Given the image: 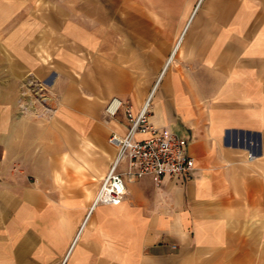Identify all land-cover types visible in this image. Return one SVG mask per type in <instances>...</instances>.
I'll return each instance as SVG.
<instances>
[{
	"label": "crops",
	"instance_id": "0c3cea01",
	"mask_svg": "<svg viewBox=\"0 0 264 264\" xmlns=\"http://www.w3.org/2000/svg\"><path fill=\"white\" fill-rule=\"evenodd\" d=\"M148 98L194 171L93 206L80 159ZM0 264H264V0H0Z\"/></svg>",
	"mask_w": 264,
	"mask_h": 264
},
{
	"label": "built area",
	"instance_id": "2783aa9c",
	"mask_svg": "<svg viewBox=\"0 0 264 264\" xmlns=\"http://www.w3.org/2000/svg\"><path fill=\"white\" fill-rule=\"evenodd\" d=\"M123 103L114 98L105 108L113 117ZM150 103L142 105L137 113L125 106L128 129L125 134L111 132L108 142L117 149L109 170L101 178L95 196L96 204H118L126 195V180L152 175L157 181L168 176L179 179L194 171L193 158L188 155L189 138L179 136L166 128H156L150 122ZM137 133H148L137 138ZM126 161L124 170H119Z\"/></svg>",
	"mask_w": 264,
	"mask_h": 264
},
{
	"label": "rangeland",
	"instance_id": "374dc122",
	"mask_svg": "<svg viewBox=\"0 0 264 264\" xmlns=\"http://www.w3.org/2000/svg\"><path fill=\"white\" fill-rule=\"evenodd\" d=\"M50 102V94L48 92V88L43 86L41 83L37 82H28V84H24L20 90V100H19V108L25 114L29 116H37L38 114H43L49 112L52 108L49 106ZM108 141V140H107ZM109 152L108 155V165L111 164L113 156H116L117 149L107 143L106 149H101L99 151H91L90 156L86 159L81 158L79 162H91L92 163V171L95 169L94 165L99 164L101 162L100 155L101 153L105 154ZM78 162V161H77ZM110 168V167H109ZM88 175V174H87ZM99 175V174H98ZM97 176V180L95 182L96 186V194L101 182V178L104 176V173H101ZM90 179V176H88ZM95 194V196H96Z\"/></svg>",
	"mask_w": 264,
	"mask_h": 264
},
{
	"label": "bare ground",
	"instance_id": "6f19581e",
	"mask_svg": "<svg viewBox=\"0 0 264 264\" xmlns=\"http://www.w3.org/2000/svg\"><path fill=\"white\" fill-rule=\"evenodd\" d=\"M117 100H118V99H117ZM148 102L150 103V98H148V100L145 102V104H147ZM145 104H144V105H145ZM95 205H96V203L94 202V205H93V206H95Z\"/></svg>",
	"mask_w": 264,
	"mask_h": 264
}]
</instances>
